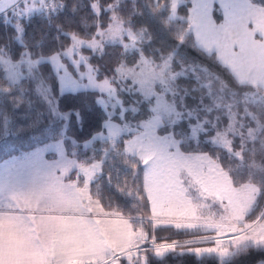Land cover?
<instances>
[{
    "label": "rangeland",
    "instance_id": "374dc122",
    "mask_svg": "<svg viewBox=\"0 0 264 264\" xmlns=\"http://www.w3.org/2000/svg\"><path fill=\"white\" fill-rule=\"evenodd\" d=\"M169 1L170 16L189 22V30L197 46L208 53H215L223 65L225 64L218 55H221V49L230 48L231 53L225 58L234 72L225 66L238 81L255 83L264 89V11L253 12L249 6H245L252 4L248 0H191L186 16L179 10L186 0ZM94 5L97 7L96 3ZM58 7L56 0H0V15L7 14L11 18L10 14L19 19L38 11H54ZM215 7L222 15L221 21L215 18ZM255 7L253 8L256 9ZM205 18L214 22L215 35L206 33L203 27ZM141 35L142 30H131L114 14L111 22L100 26L92 38L72 35L71 44L57 53L33 56L29 51H25L19 61L10 59L3 51L0 53V64L11 83H19L22 79L30 80L39 102L44 105L46 103V110L64 121L67 116L58 110V96L53 92V84H56L58 95L66 92H96L97 102L105 109L107 118L104 129L95 135V139L105 141L108 147L109 140L114 145L116 141L123 139L124 149L144 164V191L149 200L152 228L174 226L186 230L188 234H199L184 236L178 240L157 239L156 234H150L146 229L147 222L141 220V216L139 227H134L128 216L120 211L117 203L110 201L106 196V204L101 201L104 195L103 186L100 182H95L101 171V158L98 160L83 157L88 162L80 161L67 152L63 139H53L12 159L16 164H24V167L30 163L26 157L43 152L44 163L39 165L45 167L49 163L48 166L53 168L58 165L61 169L59 172L62 171L57 177L58 181L61 182L68 176L81 182L80 186H83L85 177L94 171L89 183L92 196L81 190L87 199L83 202L84 207L96 209L94 214L97 217L126 220L128 223L122 222L126 224H123L122 228L123 232L129 234H121L120 239L119 234L112 235L115 240L121 241V247L112 246L113 248L101 250L105 251L104 254L82 255L73 260L65 259L66 261H61L60 258V261H52L50 264H128L126 258L134 254L138 258L133 260L132 264H146L149 255L164 257L168 253L182 252L194 253L200 257L214 254L221 260H228L237 251H243L250 246H264V241L256 240L236 243L241 236L250 234L258 227L257 222L264 216V167L259 166L263 169L260 176L257 168V175L242 176L239 171L240 163L236 158L223 156L230 157L232 161L229 164L233 170H227L209 153L198 151L191 140H185L184 134L181 133L182 126L179 124L181 112L185 114L180 104L187 101L186 96L191 87L176 81L180 72L173 64L172 53L143 56L135 66L121 64L119 84L107 76H100V66L92 62L91 58L102 53L108 43H120L130 50L138 48ZM44 63L51 65V78L47 80L40 73L41 70L39 72V67ZM195 65L192 66L198 72L199 69ZM241 75L246 80H241ZM144 102H149L150 115L137 119L135 113L143 111ZM129 135L131 137H128ZM90 143L86 142L84 147H88ZM253 151L249 152V156L257 157ZM49 160L50 162H47ZM251 162L253 165L263 163L258 158ZM4 166L5 163L1 165ZM178 167L183 169L179 176V185H169V180L172 184L171 178ZM78 175H81L82 180L78 179ZM93 184L95 187L92 189ZM244 194L259 195L249 208L246 219H241L243 213L239 201ZM169 198L171 201L167 204ZM150 202H153L156 208L158 204L161 205L160 209H157L161 216L158 213L153 215ZM166 213L168 214L165 215ZM169 215L174 218L169 219ZM112 222L122 225L120 221ZM165 245H173L174 250H169L163 256L156 255L157 249ZM91 247L93 245L89 244V248ZM225 248L228 252L224 255L212 251ZM87 250L85 243L73 248L74 253Z\"/></svg>",
    "mask_w": 264,
    "mask_h": 264
},
{
    "label": "trees",
    "instance_id": "16d2710c",
    "mask_svg": "<svg viewBox=\"0 0 264 264\" xmlns=\"http://www.w3.org/2000/svg\"><path fill=\"white\" fill-rule=\"evenodd\" d=\"M56 1L62 7L54 11H38L19 19L1 14L0 53L5 51L14 61H19L25 51L33 56L57 53L71 44L72 35L92 38L99 27L108 25L116 14L126 27L137 32L142 30L141 40L138 48L131 50L120 43L105 44L103 52L91 58L100 66V76H107L119 84L121 64L135 66L143 56L171 52L173 64L180 72L176 81L191 87L187 101L180 104L185 114L181 112L179 124L185 140H191L198 151L209 153L230 171L233 170L229 164L232 161L223 156L230 155L239 160L237 156L242 153L243 162L238 161L240 174L257 175V168L260 176L263 169L259 166L264 167V89L255 83L238 81L215 53L197 46L189 22L170 16L169 0H163L162 4L155 0ZM248 1L264 7V0ZM190 5L191 0H186L179 8L180 12L187 16ZM214 15L221 21L217 7ZM193 64L198 67V72ZM39 72L46 80L50 79L51 65L44 63ZM53 92L58 96L59 112L67 116L65 121L47 111L46 103L39 102L30 80L11 83L0 64V167L10 158L23 155L39 144L63 139L67 152L80 161L88 162L83 157L101 158V171L95 179L103 186L101 201L106 204V196L117 203L134 227L146 220L149 233L165 240L199 234H188L174 226L152 228L149 200L144 191V164L125 152L123 139L114 145L109 140V147L105 141L95 139V135L104 129L107 118L105 109L97 102L96 92L58 95L56 84H53ZM148 103L144 102L143 111L135 113L137 119L150 115ZM86 142H91L88 147H84ZM251 150L257 157L249 156ZM256 158L263 163L253 165L251 161ZM94 187L95 184L92 189ZM260 263H264V246L237 251L228 260H221L214 254L200 257L190 252L168 253L164 257L149 255L146 264Z\"/></svg>",
    "mask_w": 264,
    "mask_h": 264
},
{
    "label": "crops",
    "instance_id": "0c3cea01",
    "mask_svg": "<svg viewBox=\"0 0 264 264\" xmlns=\"http://www.w3.org/2000/svg\"><path fill=\"white\" fill-rule=\"evenodd\" d=\"M251 5L245 6L253 12L264 11L263 7L252 5L256 6L254 9ZM228 53L230 55V48ZM218 56L232 69L225 57ZM241 80L246 79L241 75ZM15 162L10 158L4 162L8 167H0V264H50L60 258L61 261L73 260L82 255L104 254L101 250L112 246L121 247V241L112 235L119 234L120 239L121 234H129L122 228V222H128L97 217L96 209L85 208L83 202L87 199L78 187L81 182L68 176L58 181L62 171L59 172L61 169L57 164V168L48 166L49 163L45 167L34 163L23 167L24 164ZM182 170L178 167L169 185H179ZM78 176L82 180L81 175ZM170 201L169 198L167 204ZM150 205L153 215L160 213L157 210L160 204L157 208L153 202ZM112 221H120L122 225ZM82 243L88 250L74 253L73 248ZM89 244L93 247L89 248Z\"/></svg>",
    "mask_w": 264,
    "mask_h": 264
},
{
    "label": "snow or ice",
    "instance_id": "6c2138e0",
    "mask_svg": "<svg viewBox=\"0 0 264 264\" xmlns=\"http://www.w3.org/2000/svg\"><path fill=\"white\" fill-rule=\"evenodd\" d=\"M155 3L157 4H162L163 0H155ZM227 24V21H226ZM203 27L206 31V33H208L209 35H215L214 32V22H212L211 20L205 18L203 20ZM229 55L228 50L226 48L221 49V56L222 57H227ZM249 135L251 134L250 132L248 133ZM243 147V145H242ZM125 152L127 154L130 155V152L126 149ZM43 152L40 153H36L31 157H26V160H28L30 163H34V164H43ZM242 157V153L240 155L237 156V158L239 160H241V162H243V160L241 159ZM94 174V171L92 174H90L88 177H85V181L83 183V186H80V183L78 184V187L82 188V191L85 192L87 195L92 196V194L89 191V183L92 179V176ZM259 194H244L241 196L240 201H239V206L242 209V215H241V219H246V216L248 214L249 208L253 205L254 201L256 200V198L258 197ZM96 203L100 202L98 200H96ZM100 207L103 208V206L100 204ZM259 224L258 227H256L255 229L252 230V232L250 234L241 236L236 243L240 244L242 241H247V240H256V241H264V216H262L260 218V220L257 222ZM169 250H174V246L173 245H165L162 246L161 248L157 249L156 251V255L158 256H163L165 255ZM212 251L218 252L220 255H224L228 252V249L225 248L223 250H219V249H212ZM196 252L198 253L199 250L197 249ZM138 257L134 254L131 257H127L126 259L128 260V264H132L133 260L137 259Z\"/></svg>",
    "mask_w": 264,
    "mask_h": 264
},
{
    "label": "built area",
    "instance_id": "2783aa9c",
    "mask_svg": "<svg viewBox=\"0 0 264 264\" xmlns=\"http://www.w3.org/2000/svg\"><path fill=\"white\" fill-rule=\"evenodd\" d=\"M50 4L52 5L53 4V1H51ZM56 6H58V5L56 4ZM61 7H62V4L59 3V7L58 8H61Z\"/></svg>",
    "mask_w": 264,
    "mask_h": 264
}]
</instances>
